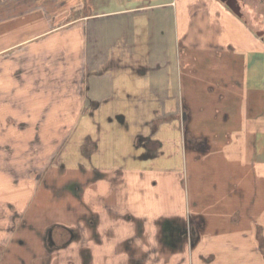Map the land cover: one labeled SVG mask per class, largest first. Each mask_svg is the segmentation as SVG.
I'll return each instance as SVG.
<instances>
[{
  "label": "crops",
  "instance_id": "crops-1",
  "mask_svg": "<svg viewBox=\"0 0 264 264\" xmlns=\"http://www.w3.org/2000/svg\"><path fill=\"white\" fill-rule=\"evenodd\" d=\"M88 3L90 12L70 21L58 22L47 7L44 13L35 7L0 19L9 24L8 33L1 34L14 39L0 48V150L12 154L8 149L22 144L33 152L44 145L34 156L39 162L31 158L24 171L38 175L48 169L45 185L65 202L30 213L26 220L33 229L10 231L6 227L12 222L0 217V264L13 251L44 250L35 229L44 230L50 222L75 228L77 221L79 230L86 220H77L80 214L104 217L101 231L116 225L115 231L127 229V234L128 221L142 217L156 222L153 236L161 232L162 219L176 217L173 204L181 187L187 218L170 225L189 229L194 218L195 232L189 236L199 242L218 234L225 257L232 244L239 247V257L257 250L259 242L248 238L249 232L236 243L242 187L231 140L255 143L260 134L264 137V87L247 85V73L241 72L250 63L238 58L264 50L263 10L253 15L254 29L223 0ZM242 87L248 104L239 125L220 130L219 122L229 119L226 91L236 96ZM1 128L13 129L12 135L5 137ZM187 137L195 140L191 149ZM74 179L75 191L60 189ZM55 180L63 184L50 185ZM214 193V200L204 199ZM72 201L79 203V213L68 211ZM56 211L61 219L50 215L57 216ZM45 215L53 219L44 222Z\"/></svg>",
  "mask_w": 264,
  "mask_h": 264
},
{
  "label": "rangeland",
  "instance_id": "rangeland-1",
  "mask_svg": "<svg viewBox=\"0 0 264 264\" xmlns=\"http://www.w3.org/2000/svg\"><path fill=\"white\" fill-rule=\"evenodd\" d=\"M238 3L243 4L241 5V11L245 17H241L248 19L246 23L255 29L254 26L256 25L253 20V15L260 14L261 10L264 12V0H237ZM90 6L88 0H0V19L7 18L11 15L15 16L22 11L35 7H40L39 9L41 10L39 12L44 13L45 9L43 7H47L49 8L50 14L57 16L58 22H64L70 21L84 12H90V10H86L90 9ZM33 19H38V16H33ZM20 21L19 23H22L23 19ZM8 25L7 22L0 24V48L14 40L11 37L1 34L9 31L6 28ZM261 30L259 27L258 32H261ZM13 35H17L16 32ZM246 55L244 54V56L240 55L238 57L239 59L247 58L250 63L247 72L241 69V75L242 73L244 75L247 73L246 81L249 87H253L252 89H261L264 87V50L258 51V49H253V51ZM226 93V99L224 101H226L225 106H227L226 110H228L226 113H228L229 119L224 124H222L223 122H219L221 125L217 128L220 130L236 123L238 126L240 122L239 116L244 114L248 104V102H245L248 97L243 91V87L241 89L237 88V93L239 94L236 96H230L228 91ZM196 98L198 101L203 100V96L200 94ZM221 115L225 114L220 112V119L222 118ZM2 131L6 133L4 135L5 137H9L13 133V129L10 128H4ZM187 139L190 141V145H192L189 146L191 149L195 146L193 142L195 140L192 137H187ZM222 139L226 141L225 138ZM201 140L204 141V139ZM247 141L249 142L243 143L240 141V138H232L231 140V146L237 152V155H235V163L237 164L235 168L239 172L237 178L242 187L240 189L242 192L240 190L237 191V197L240 198L237 199L238 227L236 243L237 245L239 244L238 237L244 236V234L249 232L248 238L251 237L254 239L256 237L259 242L257 250H252L250 253L241 252L242 256L239 257V251L237 250L239 247L232 246L234 245L232 244L227 246V248L232 247V249L229 251H227L228 249L226 250L232 253H229L225 257V253L223 255L221 251L222 240L218 234L215 236L209 234L207 239L198 242L196 238L190 237L188 232L187 234H183L185 230L183 228L185 227L176 229L173 227L174 225H170V223L175 224L177 219L187 218L186 209L183 207L184 193H182L181 187L177 191L176 197L178 201L173 204L178 212L176 217L161 218V226H157L162 228V230L153 236L151 234L152 227L156 222L148 221L144 218L145 222L142 217L134 220L131 219L132 221L130 222L128 221L131 227L128 228V231H130L127 234L125 232L127 229L123 230V233L121 232L122 230L119 232L115 231L116 225L111 227V229L101 231L99 230L100 222L105 221L104 217L102 218L96 213H94L95 216L89 217V214H80L79 218L76 216V219H81L82 221L86 217V220H83L82 223L80 222V237L73 241L74 244L61 251L50 252L46 248L37 251V249H30V247L27 253L13 251L10 253L8 259H6L5 264H47L49 260V264H69L70 261L77 264H264V137L260 134L255 143L251 139ZM6 147L4 145L3 148ZM44 148V145H36L32 152L28 145L14 144L12 149H8L12 154L6 150H0V154L2 155L0 162L3 163L4 168V170L0 171V216L3 213H10L21 208L19 210H23V213L27 212L24 213V219H27L30 213L32 216H35L38 211H41L42 207H46L47 205L56 206L55 204L58 203L65 205L64 200L57 193H54L55 191L49 185H45V175L43 179H39L41 173L38 175L34 172L32 173L30 168L24 171L25 165L30 162L31 158H33L35 163L39 162V159L34 156L38 153H43ZM50 150L47 149L48 152ZM6 157L9 159L6 160ZM238 157L244 160L239 162L237 161ZM7 166L11 169H5ZM21 173H24V176ZM87 178L86 176L84 179H79L81 185ZM55 182L59 185L63 184V181L55 180L50 185H53ZM183 182L184 178L181 180V183L184 185ZM77 185L79 183L74 179L70 184L69 182L67 183L66 188H59L63 192L65 190L68 192L73 190L71 186L74 187ZM49 190L53 191V194H48ZM216 195V193L206 195L204 199L211 201L214 200ZM77 204L74 205L73 201L70 202L68 211L73 213H77L78 211L79 213L81 209L78 206L76 207ZM66 207L68 206L66 205ZM28 208L29 210H27ZM55 213L58 217H54V213L49 214L55 219L62 218L60 212L56 211ZM52 217L45 215L42 220L48 223L53 219ZM90 217L91 219H89ZM92 219L95 222L93 225L91 224ZM193 219H191L192 224L195 225ZM137 220L140 224L135 223ZM211 220V217H209V222L211 223L209 224L212 226L213 223ZM142 221L145 224H142ZM187 222L190 223L189 219H187ZM74 227H79L77 221H75ZM173 229L176 230L175 234H171V230ZM121 234L123 239H117L116 236L119 237ZM149 236H152V238L149 239Z\"/></svg>",
  "mask_w": 264,
  "mask_h": 264
},
{
  "label": "flooded vegetation",
  "instance_id": "flooded-vegetation-1",
  "mask_svg": "<svg viewBox=\"0 0 264 264\" xmlns=\"http://www.w3.org/2000/svg\"><path fill=\"white\" fill-rule=\"evenodd\" d=\"M150 140V139H149ZM148 140V141H149ZM202 142V141H200ZM148 144V142H147ZM156 144V143H155ZM154 143L150 145L151 148H154L156 145ZM48 170V169H47ZM46 169L41 172V175H39V179H43L44 175L46 174ZM77 186H71V189L74 191L76 190ZM26 213V212H24ZM24 213L23 210H14L10 213H3L1 214L0 217H5L9 221H11V225L6 227L10 231H20L22 230L25 226H28V228L33 229L32 225H29L27 223V220L24 219ZM91 219V217L89 218ZM91 224H95L94 220H91ZM2 228V226H0ZM36 234L41 236L44 243H45V248L48 251H61L64 250L66 247H69V245L75 241L77 238L80 237V229L77 230L76 228L69 227L67 225L61 224L59 222H50L48 225L45 226V229L38 230L35 229ZM195 232V225L192 223L190 224L189 229H185L183 231V234H187ZM90 254V253H89ZM50 263V260L47 261V264ZM69 264H77V263H72L71 261Z\"/></svg>",
  "mask_w": 264,
  "mask_h": 264
},
{
  "label": "water",
  "instance_id": "water-1",
  "mask_svg": "<svg viewBox=\"0 0 264 264\" xmlns=\"http://www.w3.org/2000/svg\"><path fill=\"white\" fill-rule=\"evenodd\" d=\"M223 1L233 5L235 7L237 13H239L242 17H245V16H243V13L241 11V5L239 3L237 4L236 0H223Z\"/></svg>",
  "mask_w": 264,
  "mask_h": 264
}]
</instances>
